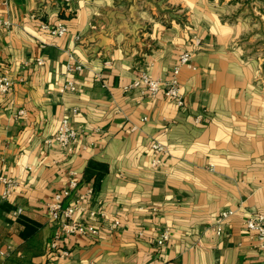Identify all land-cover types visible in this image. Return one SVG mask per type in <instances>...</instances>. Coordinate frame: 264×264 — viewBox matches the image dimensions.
Masks as SVG:
<instances>
[{
	"label": "crops",
	"instance_id": "crops-1",
	"mask_svg": "<svg viewBox=\"0 0 264 264\" xmlns=\"http://www.w3.org/2000/svg\"><path fill=\"white\" fill-rule=\"evenodd\" d=\"M58 21L62 36L41 27ZM185 49L183 106L130 87L168 79ZM2 74L0 178L15 184L2 199L0 179V264H264L245 225L264 213V0H0ZM71 171L65 204L84 195L75 219L97 236L56 237L49 205Z\"/></svg>",
	"mask_w": 264,
	"mask_h": 264
},
{
	"label": "built area",
	"instance_id": "built-area-1",
	"mask_svg": "<svg viewBox=\"0 0 264 264\" xmlns=\"http://www.w3.org/2000/svg\"><path fill=\"white\" fill-rule=\"evenodd\" d=\"M65 2H72L74 0H63ZM8 24V23H7ZM43 29L48 30L53 36H62L67 31V26L64 22L58 21L52 26L49 23H41ZM194 46L200 45V39L196 37L193 41ZM193 50L185 49L181 52L178 63L172 70L171 76L168 79H163L159 77H154L148 72H142L130 85L131 88H141L151 95H156L160 91L163 92L165 97L173 100L177 105L183 106L185 104L184 95L182 93V84L180 80V74L183 67H188L194 69L193 65ZM38 62H42L39 60ZM13 80L7 75H0V93L8 94L13 87ZM70 89H75L72 83H69ZM203 120L202 116L197 117L196 122ZM77 137L76 129L70 124L67 119L61 121L58 131L55 135V140L65 148H70L72 142ZM152 150L157 154H163L166 152V147L158 142L154 141L151 145ZM159 157H155L152 160L154 166L159 165ZM71 179L69 181L68 187L59 191L55 194L54 200L49 205L48 217L52 221L59 222V228L56 232V237L59 238L60 235L65 232L66 234H83L89 236H97L100 229L94 224H85L81 221L75 219V213L80 209V201L85 198L81 196L76 200L75 204H65V199L69 198L73 190L78 188L80 185V175L77 171L70 172ZM4 184V190L2 194V199L8 198L11 194L12 188L14 187V180L8 177L0 178ZM89 193L92 192L90 188ZM21 209L17 210V213H21ZM234 213L233 210L227 209L219 213L214 223L215 231L218 235L222 234L224 222ZM120 220L116 219L109 225L111 230L117 229L120 226ZM246 228L249 231L251 237L256 240L259 247L264 248V213H254L245 222ZM168 230L163 231L157 240L158 245L164 246L169 240ZM53 245H56L53 242ZM67 251H62L61 255H67ZM8 252L0 249V258L6 256Z\"/></svg>",
	"mask_w": 264,
	"mask_h": 264
}]
</instances>
